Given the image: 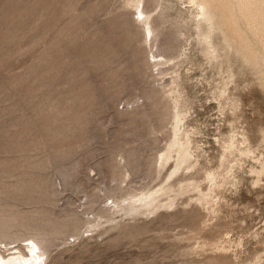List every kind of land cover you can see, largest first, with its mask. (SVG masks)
I'll return each mask as SVG.
<instances>
[{"label": "rangeland", "instance_id": "1", "mask_svg": "<svg viewBox=\"0 0 264 264\" xmlns=\"http://www.w3.org/2000/svg\"><path fill=\"white\" fill-rule=\"evenodd\" d=\"M225 1L249 49L189 0H0V239L40 264H264L263 40Z\"/></svg>", "mask_w": 264, "mask_h": 264}, {"label": "bare ground", "instance_id": "2", "mask_svg": "<svg viewBox=\"0 0 264 264\" xmlns=\"http://www.w3.org/2000/svg\"><path fill=\"white\" fill-rule=\"evenodd\" d=\"M189 2L192 6H195L196 8L199 9V14H201L203 17V19H202V17H201V19L204 20L205 22H207V25H208V23L212 22L211 14H213V13L211 11H218V12L220 11V14L222 12L225 16L223 14L221 16H223L226 20V22H224V23H227V25L225 24V26L227 27V29H229L235 35L234 38L237 41L236 40H234V41H236V43L239 46H241L242 48H243V46L246 49L250 48L247 45V43H245L243 41V38L241 39V36H243V35H241L240 30L237 26V21H236L237 18L235 19L234 18L235 15L233 16V14L236 12H233V14H229V13H231V11H233V10H231L230 12H227V14H226V11H223L224 8L226 7V1L225 0H189ZM229 2L230 1L228 0V3ZM232 3H234V2H232ZM235 4H236V6L240 12L241 18L244 20V22L247 23V25H248L249 29L252 31V33L254 35H256L257 39L259 38V39L263 40L261 42L263 43V47H264V0H235ZM139 6H140L139 4L136 6L134 14L135 15L137 14L138 18L140 17V22H141V24H143V29H144L145 33L147 32V34L150 37L151 29H150L149 23L146 20V16L144 15L142 8L138 10ZM230 7H231V5H230ZM226 8H227V10H229L228 7H226ZM214 16H216V14H214ZM214 20H217V19H214ZM220 20H222V17ZM223 21H221V22H223ZM246 23H245V25H246ZM221 26H222V24H221ZM221 26H220V28H221ZM224 30H225V28H224ZM230 31H228V32H230ZM234 38H232V39H234ZM230 39H229V41H231ZM151 57H152L154 62L158 61L156 55L151 54ZM251 60H253V58ZM27 243L29 244L28 247L30 248V251L32 253L35 252L36 250H39V252L36 254V257H34V260H32L33 256L29 257L28 254L25 252L24 248L22 247V245H24V244L27 245ZM43 254H44V252H43L42 246L40 245V243L38 241H36V239H33L32 237H28L26 239H23L21 242H19L16 239L13 241H5L4 239L2 240V238L0 239V264H34V263L40 264L39 261L42 260ZM43 262H45V260H43Z\"/></svg>", "mask_w": 264, "mask_h": 264}]
</instances>
